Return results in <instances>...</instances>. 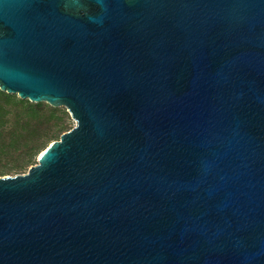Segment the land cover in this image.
<instances>
[{"label":"water","instance_id":"1","mask_svg":"<svg viewBox=\"0 0 264 264\" xmlns=\"http://www.w3.org/2000/svg\"><path fill=\"white\" fill-rule=\"evenodd\" d=\"M0 89L76 122L0 264H264V0H0Z\"/></svg>","mask_w":264,"mask_h":264},{"label":"trees","instance_id":"2","mask_svg":"<svg viewBox=\"0 0 264 264\" xmlns=\"http://www.w3.org/2000/svg\"><path fill=\"white\" fill-rule=\"evenodd\" d=\"M67 118L68 114L62 110L45 103L19 99L0 90L1 151L19 152V156L24 157L23 163L16 165V169L30 166L35 157L49 146V140H59L63 134H57V119L64 121ZM9 121L11 125L7 127ZM65 127L62 124L59 128L63 130ZM53 128L54 131L49 133Z\"/></svg>","mask_w":264,"mask_h":264},{"label":"rangeland","instance_id":"3","mask_svg":"<svg viewBox=\"0 0 264 264\" xmlns=\"http://www.w3.org/2000/svg\"><path fill=\"white\" fill-rule=\"evenodd\" d=\"M1 90V89H0ZM2 91V90H1ZM3 92V91H2ZM6 93V92H4ZM8 94V93H7ZM13 95V94H11ZM17 96V95H16ZM18 97V96H17ZM19 98V97H18ZM21 99V98H19ZM26 100V99H25ZM33 103V102H32ZM47 104V103H45ZM49 105V104H47ZM51 106V105H49ZM52 107V106H51ZM55 108V107H54ZM56 109H59V110H62L64 112H66L69 116V118H67L66 120L64 121H61V120H58L57 119V134L63 132H67L68 129H72L75 125H76V122L74 121V119H72L68 109L66 107H59V108H56ZM14 123V122H13ZM64 125L66 126L65 129L63 130H60V126L61 125ZM11 125V121H9V123L7 124V127ZM55 128H53V130H50L49 133H52V131H54ZM56 132V131H55ZM45 139V138H44ZM54 140H49L47 142V145L50 144L51 142H53ZM19 152H13V153H8L6 152V150H3L1 151V147H0V176L3 177V176H16V175H19V174H25L28 172L29 168L33 165H36L37 162H38V157L40 156V154L38 156L35 157L34 161H33V164L30 165V166H27L25 168H18L16 169V165L18 164H22L23 161H24V157L21 158L19 156Z\"/></svg>","mask_w":264,"mask_h":264}]
</instances>
